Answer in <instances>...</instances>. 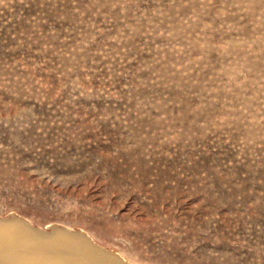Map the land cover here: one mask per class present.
<instances>
[{
    "label": "rangeland",
    "instance_id": "1",
    "mask_svg": "<svg viewBox=\"0 0 264 264\" xmlns=\"http://www.w3.org/2000/svg\"><path fill=\"white\" fill-rule=\"evenodd\" d=\"M14 215L116 264H264V0H0Z\"/></svg>",
    "mask_w": 264,
    "mask_h": 264
},
{
    "label": "bare ground",
    "instance_id": "2",
    "mask_svg": "<svg viewBox=\"0 0 264 264\" xmlns=\"http://www.w3.org/2000/svg\"><path fill=\"white\" fill-rule=\"evenodd\" d=\"M114 253L97 250L81 230L55 226L47 232L18 215L0 218V264H116Z\"/></svg>",
    "mask_w": 264,
    "mask_h": 264
}]
</instances>
